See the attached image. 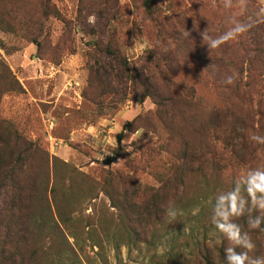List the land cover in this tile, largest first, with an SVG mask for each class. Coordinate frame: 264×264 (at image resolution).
Segmentation results:
<instances>
[{
    "label": "rangeland",
    "instance_id": "obj_1",
    "mask_svg": "<svg viewBox=\"0 0 264 264\" xmlns=\"http://www.w3.org/2000/svg\"><path fill=\"white\" fill-rule=\"evenodd\" d=\"M102 1L0 0V264H170L174 247L187 251L182 264H203L190 247L214 237L216 196L264 168V144L249 139L264 136V0H111L114 17L100 12ZM237 25L247 31L236 39L214 49L202 43L205 29L217 38ZM110 41L134 79L122 98L89 70L95 57L110 59L99 49ZM154 58L176 87L194 90L190 100L170 101L164 76L149 75ZM222 71L238 74L239 93ZM146 91L155 98L141 99ZM160 102L164 123L152 118L155 132L147 121L127 126ZM218 108L228 117L223 175L206 159L199 168L195 157L216 142ZM179 156H187L183 168ZM163 162L177 168L171 187H162ZM108 173L127 179L120 186ZM126 193L134 204L165 193V209L171 203L182 214L145 231L152 244L138 242L110 197L125 204ZM256 241L264 256V238Z\"/></svg>",
    "mask_w": 264,
    "mask_h": 264
},
{
    "label": "trees",
    "instance_id": "obj_2",
    "mask_svg": "<svg viewBox=\"0 0 264 264\" xmlns=\"http://www.w3.org/2000/svg\"><path fill=\"white\" fill-rule=\"evenodd\" d=\"M115 2H116V0H115ZM111 5H112L111 0H104V2L102 1V4H100V6H101L100 12L107 13V17H108V15L109 16L112 15V17H114L115 12L113 14H110L111 11L114 10L113 9L114 7H111ZM144 6H145V10H146V15L148 16L149 20H151V22H152L153 20H155V16H156L155 11L152 10V6H151V3L149 1H146L144 3ZM53 14L56 15L55 12ZM45 16L48 17V15H45ZM107 17H106V19H107ZM112 17L110 18V21L112 20ZM115 43L116 42L110 41V43L105 48L103 46L99 47V49L101 50V52L103 54H109L110 59L108 61H102L101 59H98V57L97 58L95 57V60L93 62H91L89 65V70L91 72L92 77H94V79H97L99 81L101 79L102 82L104 81L108 90H111V92L113 90L114 97L119 96L122 98L127 94V90H128L127 89V82H128V79L130 77H129V72H128V66H127L126 62L120 58L119 47ZM111 59L115 60L118 64H116L114 66L111 63ZM159 59H160V57H159ZM162 60L165 61L168 65L176 64L175 60L171 56L170 57L166 56V57L162 58ZM120 64H122L125 68H123ZM218 64H219L221 69L225 68V66H226L225 65L226 63L223 60L220 61ZM151 67H152V70L150 71L149 75H151L152 72H155V73L159 72L161 75L164 76L165 82H167V87L169 89H171V93H172L171 96L168 95L169 99H171L170 101H173L176 99H181V98L190 100V97H192V95L194 94V90L193 89H187V90L183 91V90L179 89L178 87H176L177 83L175 81H173L172 79L168 78L167 77L168 75L164 71L160 70L159 60L157 58H154V60H152V66ZM222 75L227 77L229 74L222 71ZM0 78H1V76H0ZM141 79H143L142 74L138 73L137 74V80L140 81ZM3 80H4V77H2V81ZM131 80L134 83V79H131ZM234 84H235L234 86L228 84L227 88L228 89L234 88L235 92L239 93L240 92L238 90L239 85L237 83H234ZM1 92H2V94L6 93L3 90L2 91L0 90V94H1ZM146 97H151L154 99L155 94L146 91L143 93V97L141 99L146 98ZM169 99L165 97L164 100L168 101ZM96 100L99 101V98H97ZM187 103H190V102H187ZM157 106H158V110L156 111V113H154L153 115H148L147 119L143 118L141 116L137 117L134 121L128 123L127 126H134L135 124H139L141 121H147L149 125H147L146 127L153 128V130L155 132L156 131L155 130L156 122L154 120H152V118H155L157 120V123H160V124L164 123L161 116L163 115L162 111L165 108V104H164V102H160L157 104ZM227 121H228V117L225 115V111L219 110V108H218V109H214V111L211 112V130H212V133L215 136L216 142L219 139H221L222 136H225L224 144L226 146H223L219 150V149H217L218 142L216 144V142L214 141V145H211V148L210 147H207V148L204 147L203 151L199 155H197V156L194 155L197 158L196 162H197V164H199V168H202L204 166V164L206 163L204 159H206L207 161L212 163L214 165V167L216 168V170H218V172L222 173V175L227 170L226 153H227V150L229 148V144L227 142V140H228V136H227L228 135V129L226 126ZM120 140H121V135H119V141ZM165 150L167 151V149H165ZM147 151L155 152V151H151L150 148H148ZM176 154H179V152ZM176 154H174L173 156H175ZM178 159L183 160L182 162L184 164L181 165V167L183 168L184 165L186 164L185 161L187 159V156H184L183 158L181 156H179ZM139 162H140V159H139ZM167 165L168 164L166 162H163V170L160 174V177H161V180L163 183L162 187L166 186V185L168 187L169 186L171 187V185H169V184H174L175 180H176L175 176L172 175V173L174 170L176 171L177 168L173 170V164H170L168 166ZM137 172H138V170L136 172H133L134 174L131 176L134 177ZM107 177L110 179V181L116 182L120 186L125 181V178L127 179V177H124V175H121L120 173H108ZM131 182H134V180L132 179ZM106 183H107V181H106ZM108 184H111V183L108 182ZM175 187H176L177 191H180V187H178V186H175ZM168 196H170V195H168ZM110 197H111V200L116 204V206L121 210V213H123V215L121 216V220L123 223L126 224V226L128 225L130 232L133 234L132 235L133 240H136L138 242H143L146 244H148L150 242V244H152V242H154L156 240L155 237H153L152 232H151V238L150 239L144 237L143 233L145 231L149 232L154 226H156L160 223L163 226H165V223H167L168 220L164 219V215H165V211H166L165 204H163V202H160V200H159L161 198H165V193L160 194V195L156 194L153 197H151L150 200L144 199V200H142L141 203H136V204H134L132 202V199L129 196V193L124 194L125 204L124 203L121 204L119 202L116 203L115 197L111 194H110ZM252 215L253 216L260 215V213H259V211L253 212ZM238 219H239V222L237 224H239L241 226L242 231L248 232L249 236L251 237L252 242L255 244V248L252 250L253 253H256L254 257L261 256V252L259 250H257L258 242L256 240L260 239V238H264V223L261 224L260 228L251 229V228H249L248 223H247V221H248V215L247 214L242 216V217H239ZM211 226L214 227V230H215L214 237H212V239H203L202 241L194 242L193 246H191L190 249L197 248L198 255H199L201 261L203 262V264H216V261L214 258L215 256H214L213 252L217 253L220 264H226V260H225V256H224V249L229 246V243L218 232V230L216 229L214 224ZM218 242L220 243V245L218 244ZM178 247H180V245H178ZM243 250L244 249L237 248V251H243ZM169 252L170 253L167 254L168 255L167 260L170 262V264H182L179 261L180 255L182 253H186L187 251L183 247L182 252L178 253L176 251V248L174 247Z\"/></svg>",
    "mask_w": 264,
    "mask_h": 264
},
{
    "label": "clouds",
    "instance_id": "obj_3",
    "mask_svg": "<svg viewBox=\"0 0 264 264\" xmlns=\"http://www.w3.org/2000/svg\"><path fill=\"white\" fill-rule=\"evenodd\" d=\"M230 3V0H228ZM243 2V0H242ZM247 31L246 26L237 25L231 28L224 35L212 38L208 35L207 29L200 33L202 43L208 49H214L231 39H236L240 34ZM238 74L233 72L223 81L226 84H234ZM138 135V134H137ZM249 139L259 144H264V136L252 134ZM246 193L247 195L242 194ZM259 211L260 215L253 216V212ZM179 212L171 203L166 208L165 219L169 222L176 221ZM248 215V226L257 229L264 223V168H250L245 175L236 179L234 187L218 194L212 209L211 221L222 235L229 242L224 249L226 264H264V256L252 257L249 252L255 248L248 232L242 231L234 218ZM187 231V226L184 228ZM237 248L244 249L237 251Z\"/></svg>",
    "mask_w": 264,
    "mask_h": 264
}]
</instances>
